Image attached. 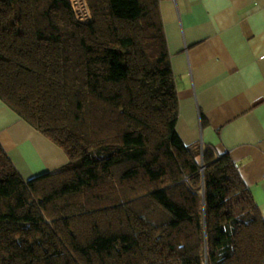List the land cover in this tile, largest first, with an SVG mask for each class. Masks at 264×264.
Wrapping results in <instances>:
<instances>
[{
	"label": "trees",
	"instance_id": "16d2710c",
	"mask_svg": "<svg viewBox=\"0 0 264 264\" xmlns=\"http://www.w3.org/2000/svg\"><path fill=\"white\" fill-rule=\"evenodd\" d=\"M160 1L0 0V100L68 157L0 144V264H264L237 164L177 132Z\"/></svg>",
	"mask_w": 264,
	"mask_h": 264
},
{
	"label": "crops",
	"instance_id": "0c3cea01",
	"mask_svg": "<svg viewBox=\"0 0 264 264\" xmlns=\"http://www.w3.org/2000/svg\"><path fill=\"white\" fill-rule=\"evenodd\" d=\"M177 83V132L230 154L264 217V0H161ZM0 144L25 179L66 153L0 100Z\"/></svg>",
	"mask_w": 264,
	"mask_h": 264
},
{
	"label": "built area",
	"instance_id": "2783aa9c",
	"mask_svg": "<svg viewBox=\"0 0 264 264\" xmlns=\"http://www.w3.org/2000/svg\"><path fill=\"white\" fill-rule=\"evenodd\" d=\"M219 155H221V154H219ZM201 170H202V171L204 170V166H202Z\"/></svg>",
	"mask_w": 264,
	"mask_h": 264
}]
</instances>
